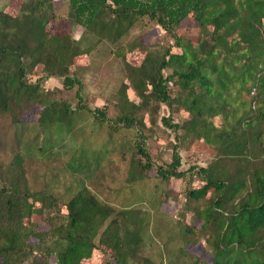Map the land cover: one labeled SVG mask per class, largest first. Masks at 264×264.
<instances>
[{"label":"trees","instance_id":"trees-1","mask_svg":"<svg viewBox=\"0 0 264 264\" xmlns=\"http://www.w3.org/2000/svg\"><path fill=\"white\" fill-rule=\"evenodd\" d=\"M66 1L70 10L54 26L53 0H23L15 15L0 8V114L25 130L20 115L38 104V127L71 131L75 115L90 113V133L106 129L102 148L92 151L129 153V183L154 169L162 179L188 177L187 200L207 198L199 228L210 260L195 257L189 264H264V0ZM143 15L172 42L160 51L139 41L135 46L144 51L134 63L117 51L138 102L128 99L125 82L113 117L107 105L90 108L81 96L73 106L42 98V82L51 76L66 88L81 84L72 65L93 33L113 42ZM185 19L200 26L199 45L176 31ZM68 24L80 25L81 34L70 36ZM34 64L41 75L32 82ZM165 68L171 69L166 75ZM161 104L168 113L160 114ZM160 134L172 136L171 156L156 164L147 143ZM191 139L212 149V158L178 169V150ZM13 159L19 168L13 181L0 168V264H86L96 249L105 254L103 264H156L142 252L150 222L142 216V195L125 197L119 207L84 187L62 209L51 191L29 187L19 153ZM193 177L202 185L190 188Z\"/></svg>","mask_w":264,"mask_h":264},{"label":"rangeland","instance_id":"rangeland-1","mask_svg":"<svg viewBox=\"0 0 264 264\" xmlns=\"http://www.w3.org/2000/svg\"><path fill=\"white\" fill-rule=\"evenodd\" d=\"M22 1L0 0V8L10 15H15ZM53 9L56 17L52 20V26L57 22L56 18L66 17L70 10L66 0H53ZM67 28L68 34L73 38L82 32L80 25L68 24ZM200 29L194 21L185 19L176 31L184 38V42L190 41L193 45H199L203 41ZM93 36L95 40H91L92 43L82 49L84 52L75 58L72 65L77 69L76 75L81 84L75 83L72 88H66L62 85L61 78L51 76L42 82L40 92L45 100H66L70 101L72 106L78 96H81V102H85L90 108L107 105L106 114L113 117L116 113L114 103L118 101L117 95L123 89L124 82L127 85L125 92L128 93V99L139 101L125 78L123 57L117 54V51L121 50L124 58L129 63H134L144 51L135 45L141 42L162 51L172 42V38L148 15L135 18L128 29L113 42L101 38L96 33H93ZM119 46L120 48H117ZM88 49L90 50L87 53ZM40 67V64H34L28 76L30 81L34 82L41 75V72L38 73ZM170 71V68H165L164 75ZM39 109L40 106L34 104L21 113L20 119L28 125L23 127L25 130L20 131L13 127L9 116L0 114V168L2 166L3 179L11 182L18 173V165L13 163V158L19 153L21 157L19 164L23 167L22 175L29 187L51 191L62 202V209L65 208L64 203L84 187L101 202L119 207L125 197L133 199L142 195L144 197L142 216L146 222L150 221L143 235L144 255L149 256L156 264H189L195 257L210 260L209 250L204 244V236L199 228L201 224L199 212L206 206L207 198L186 199L184 192L188 177L162 179L154 169H151L149 172L141 171L140 182L129 183L130 167L128 168L126 164L129 153L121 156L118 150L110 149L104 152L105 146L101 153L92 151L97 146L102 148L104 138L101 134L106 129L90 133L92 130L88 125L92 122L90 113L83 117L75 115L73 118L77 126L67 131L53 125L38 127L35 122ZM162 113H168L164 104L160 106V114ZM216 118V123L219 124L220 118ZM57 129L59 133L56 132ZM169 139H172V136L165 134L148 139L147 145L156 164L169 161L171 156ZM178 151L181 156L178 169H185L193 164L204 166L213 155L212 149L200 145L193 139L183 142ZM189 185L190 188L199 187L202 181L193 177ZM152 197L155 201L148 202L147 200ZM104 259L105 254L96 249L89 258L83 259V262L103 264Z\"/></svg>","mask_w":264,"mask_h":264}]
</instances>
